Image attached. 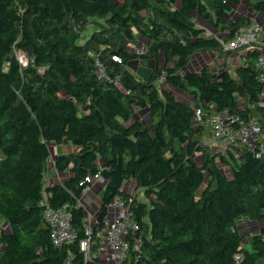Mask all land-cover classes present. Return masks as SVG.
Wrapping results in <instances>:
<instances>
[{"label": "trees", "instance_id": "obj_1", "mask_svg": "<svg viewBox=\"0 0 264 264\" xmlns=\"http://www.w3.org/2000/svg\"><path fill=\"white\" fill-rule=\"evenodd\" d=\"M244 3L264 19V0H0V264H100L96 237L92 262L81 251L87 216L78 207L98 174L100 227L117 197L129 199L126 184L141 192L123 264H264V236L240 229L244 218L264 222L262 46L235 72L227 62L244 50L224 52L254 23L235 18ZM215 53L222 72L189 71L196 56ZM136 61L151 63L149 81L132 71ZM217 115L259 122L256 151L207 146ZM63 145L78 152L55 158L69 177L50 185L51 149ZM46 203L68 208L74 243L55 246Z\"/></svg>", "mask_w": 264, "mask_h": 264}, {"label": "built area", "instance_id": "obj_2", "mask_svg": "<svg viewBox=\"0 0 264 264\" xmlns=\"http://www.w3.org/2000/svg\"><path fill=\"white\" fill-rule=\"evenodd\" d=\"M262 29L254 22L248 29H243L236 35L234 41L228 45H224V52L228 53L235 50H248L253 46L261 45L264 50V45L260 43L262 39ZM138 54H146L145 48L138 49ZM22 62V61H21ZM24 65L27 63L22 62ZM258 67L261 71L260 81L264 86V53H261L258 59ZM100 76L105 77L102 70V65L98 62ZM164 82V79L161 80ZM264 97V94H263ZM264 107V104L262 105ZM196 125L204 124V114L201 110H196L195 116ZM212 128V140L221 142L224 147H229L241 143L246 145L251 151H256L258 141L262 135V128L259 122L249 118H231L228 115H217L209 118L207 122ZM264 140V137H263ZM264 155V144L259 148L258 157ZM89 184L83 198L79 200L78 207L83 208L86 212V234L87 240L81 242V251L84 253L85 261L92 262L94 255L92 252L95 244L94 237L100 242L98 257L100 264H123L127 259L130 250L129 238L136 236L140 228L133 222V213L131 205L137 193L140 190L135 188L132 192L126 191V185L123 192L129 197L124 199L117 197L114 203L109 207L108 216L103 222V226L95 224L93 216L89 211V206H86L85 198L89 191L94 189L95 185L105 184L101 174L90 176L86 179ZM102 184V185H103ZM67 207L59 210L53 209L49 204H45V219L51 228V238L55 246L61 247L66 244H72L77 238V234L72 230L71 218L67 212ZM94 228H98L99 232L94 235ZM140 240L136 241L137 246L140 245Z\"/></svg>", "mask_w": 264, "mask_h": 264}, {"label": "rangeland", "instance_id": "obj_3", "mask_svg": "<svg viewBox=\"0 0 264 264\" xmlns=\"http://www.w3.org/2000/svg\"><path fill=\"white\" fill-rule=\"evenodd\" d=\"M258 20V19H257ZM260 21V19L258 20V22ZM208 23V22H207ZM257 23V22H256ZM209 24V23H208ZM259 25H260V23H258ZM263 23L261 22V25H262ZM142 41H144L143 39L142 40H140V43L142 42ZM141 45V44H140ZM139 47V46H138ZM206 54H201V56H205ZM19 57H20V60L22 61V62H24V63H27V61H28V58H27V56H24V55H19ZM235 59H239L238 57L237 58H235ZM235 59L234 60H232V61H230V63H229V65H228V70L230 71V72H235V70L236 69H238L239 68V66H237V64H236V62H235ZM216 60V59H215ZM199 63H200V61H199V59H198V57H195L194 59H193V61L191 62V64H190V67H189V71L190 72H196V71H199V69H201V68H197L198 67V65H199ZM215 63V61L213 60V58H211V60L206 64L207 66H211L215 71H220V72H222L223 71V69L224 68H218V65L216 66V64H214ZM233 64L235 65L234 67H233ZM131 69H132V71L135 73V74H137L138 76H139V78L140 79H143V81H149V79H150V77H151V73H152V69L148 66V64L145 62H143V61H136V62H133L132 64H131ZM139 69H141V71L142 72H144L145 73V78H142V76H140V74H138V70ZM177 94V96H178V98L181 100V101H183V102H186V103H188V104H192L193 105V101H191L188 97H186L185 95H183V94H181V93H179V92H177L176 93ZM206 144H207V146H209V147H213L214 148V150H216V151H219V152H221V151H223L224 150V145L221 143V142H214L213 140H212V138L211 139H208L207 141H206ZM53 149L54 148H52L51 150L53 151ZM53 161L51 162V165L50 166H53ZM225 174H227L229 177H231V173H230V171L227 169L226 171H225ZM69 177V174H63L62 175V179L60 180H58V183H63L67 178ZM64 180V181H63ZM103 184V183H102ZM98 184V185H95L94 186V193H91L90 194V200H92V201H94L93 203H92V205L89 207L90 209H89V211H90V213H91V215L93 216V219H94V223L96 224L97 223V221H98V219L100 218V216H101V208H102V202H101V195H102V193H103V191H104V189H105V184ZM137 186H136V184H134V183H132V184H127V186H126V191L127 192H132L133 190H135V188H136ZM141 193V192H140ZM140 193H137V197H140L141 196V194ZM89 201H87V204H86V206L87 205H90L89 203H88ZM244 223V225L245 224H248L246 227H244V228H242V231L244 232V235L246 236V237H249V236H251V234H253V231L256 229V228H258V224H256L255 222L254 223H252L249 219H247V222H243ZM262 225H264V224H262ZM262 231H263V233H264V226H263V228H262Z\"/></svg>", "mask_w": 264, "mask_h": 264}, {"label": "crops", "instance_id": "obj_4", "mask_svg": "<svg viewBox=\"0 0 264 264\" xmlns=\"http://www.w3.org/2000/svg\"><path fill=\"white\" fill-rule=\"evenodd\" d=\"M236 15H235V18H238L239 16H247V17H251L253 19L254 22H257L260 23V28L262 29V40H264V19L262 16H258V15H254L249 6L244 3L242 6L236 8V11H235ZM260 19V21L258 22V20ZM261 22L263 23L261 25ZM200 27H202L203 29H205L207 31V34L209 36L211 35H215V36H219L211 27L210 25L207 23V22H204V21H200ZM142 44L144 45L145 44V41H142ZM264 45V44H263ZM261 50V49H260ZM261 53H264V50H261ZM247 54V51L244 50V51H240V52H237L236 54H234L229 60H228V65L230 63V61L234 60L235 58H239V59H235V62L237 64V66L241 67L244 65V56ZM198 57L200 63L198 65L197 68H203L204 66H207L206 64L211 60V58H213V60L215 61L214 64L217 65H222L223 64V61L220 60V57H219V54H206L205 56H201V55H198L196 56ZM216 59V60H215ZM144 62V61H143ZM145 63V62H144ZM148 66L150 68H152V65L151 63H148ZM235 65L233 64V67ZM138 74H140V76H142V78H145V73L141 71V69H139L138 71ZM190 99V98H189ZM192 101V99H190ZM53 151H52V161L54 162L55 158L60 156V155H65V154H71V153H76L78 152V149H76L75 147H72V146H67V145H63L61 147H56V146H52ZM61 180L62 179V175L58 174L54 169H53V166H50V173H49V176H48V183L50 185L52 184H55V183H58V180ZM64 181V180H63ZM59 184H62V183H59ZM128 184H132V183H128ZM135 184V183H134ZM127 186V184H126ZM91 193H94V189L92 191H89L86 198H85V202L87 203V201H89L88 203L90 205H88L89 207L92 205V203L94 201L90 200V194ZM90 209V208H89ZM243 222H247V218H244L240 224V229L242 230V228L246 227L248 224H245ZM252 223H254L253 221H251ZM258 224V228H256L254 231H253V234H251V236H253L254 234H261L264 236V233L262 231V228L264 225V222L262 223H256Z\"/></svg>", "mask_w": 264, "mask_h": 264}]
</instances>
